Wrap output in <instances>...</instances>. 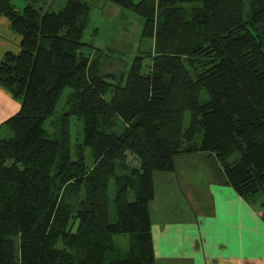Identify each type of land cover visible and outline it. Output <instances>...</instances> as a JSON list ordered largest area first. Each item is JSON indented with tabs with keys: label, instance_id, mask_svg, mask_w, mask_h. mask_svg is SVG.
<instances>
[{
	"label": "trees",
	"instance_id": "obj_1",
	"mask_svg": "<svg viewBox=\"0 0 264 264\" xmlns=\"http://www.w3.org/2000/svg\"><path fill=\"white\" fill-rule=\"evenodd\" d=\"M24 1L0 0L19 41L0 87L21 104L0 131V264H155L154 175L181 155L214 157L264 220V0H107L141 16L154 41L122 76H102L82 51L88 2ZM66 89L52 138L45 125ZM117 236H129L126 252Z\"/></svg>",
	"mask_w": 264,
	"mask_h": 264
},
{
	"label": "crops",
	"instance_id": "obj_2",
	"mask_svg": "<svg viewBox=\"0 0 264 264\" xmlns=\"http://www.w3.org/2000/svg\"><path fill=\"white\" fill-rule=\"evenodd\" d=\"M18 51V38L0 15V63L7 52ZM20 109L0 87V131ZM174 164L173 172L154 175L155 264H264L262 212L227 184L218 161L194 153L176 157Z\"/></svg>",
	"mask_w": 264,
	"mask_h": 264
},
{
	"label": "rangeland",
	"instance_id": "obj_3",
	"mask_svg": "<svg viewBox=\"0 0 264 264\" xmlns=\"http://www.w3.org/2000/svg\"><path fill=\"white\" fill-rule=\"evenodd\" d=\"M15 1L21 8L25 6V1ZM39 1L38 5L41 4L44 11H58L61 9V5L67 0ZM84 1L91 5V12L88 27L83 38V42L86 45L82 51L85 55L91 56L93 60L99 59L100 74L102 76H122V74L127 73L130 69L137 55L149 50L154 45V41L142 38L144 19L138 14L122 9L107 0ZM146 63L149 64L150 60L147 59ZM70 92V89H66L63 92L56 113L45 125V128L52 138H56L60 133V121L66 111H68L66 103ZM188 122L189 114H187L186 124H188ZM70 128L73 148H77V145H80L84 140L82 122L76 117H71ZM85 153L86 163L89 167H92L94 160L90 149H87ZM129 161L132 163L134 162L132 157L129 158ZM118 173H120L119 170ZM83 197L84 192L80 199ZM254 206L255 208L257 207V209L260 208L259 205ZM115 220V210L112 207L111 222ZM115 242L118 248L123 252L129 249V236H117L115 237Z\"/></svg>",
	"mask_w": 264,
	"mask_h": 264
}]
</instances>
